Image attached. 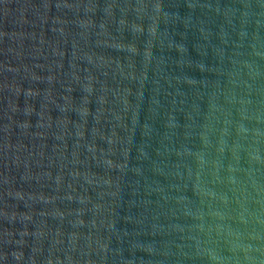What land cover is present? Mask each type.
<instances>
[{
	"label": "water",
	"instance_id": "95a60500",
	"mask_svg": "<svg viewBox=\"0 0 264 264\" xmlns=\"http://www.w3.org/2000/svg\"><path fill=\"white\" fill-rule=\"evenodd\" d=\"M0 264H264V0H0Z\"/></svg>",
	"mask_w": 264,
	"mask_h": 264
}]
</instances>
